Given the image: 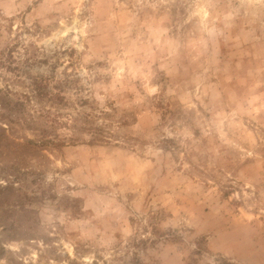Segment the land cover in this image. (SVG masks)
<instances>
[{
    "label": "rangeland",
    "instance_id": "1",
    "mask_svg": "<svg viewBox=\"0 0 264 264\" xmlns=\"http://www.w3.org/2000/svg\"><path fill=\"white\" fill-rule=\"evenodd\" d=\"M0 264H264V0H0Z\"/></svg>",
    "mask_w": 264,
    "mask_h": 264
}]
</instances>
